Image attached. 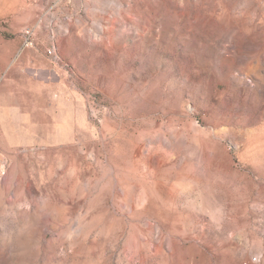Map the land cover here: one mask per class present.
<instances>
[{"label": "rangeland", "instance_id": "1", "mask_svg": "<svg viewBox=\"0 0 264 264\" xmlns=\"http://www.w3.org/2000/svg\"><path fill=\"white\" fill-rule=\"evenodd\" d=\"M0 264H264V0H0Z\"/></svg>", "mask_w": 264, "mask_h": 264}, {"label": "built area", "instance_id": "2", "mask_svg": "<svg viewBox=\"0 0 264 264\" xmlns=\"http://www.w3.org/2000/svg\"><path fill=\"white\" fill-rule=\"evenodd\" d=\"M26 33L28 34V36L26 38V41H25L26 42V45L27 46L32 45L33 42H32V40H31V38L29 36L31 34V31L27 30Z\"/></svg>", "mask_w": 264, "mask_h": 264}]
</instances>
